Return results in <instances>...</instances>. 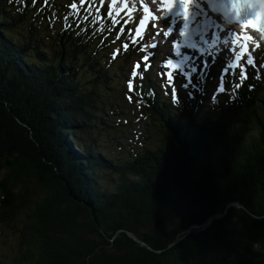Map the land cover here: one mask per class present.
<instances>
[{
    "label": "trees",
    "instance_id": "16d2710c",
    "mask_svg": "<svg viewBox=\"0 0 264 264\" xmlns=\"http://www.w3.org/2000/svg\"><path fill=\"white\" fill-rule=\"evenodd\" d=\"M141 50L79 0H0V264H264V71L164 91Z\"/></svg>",
    "mask_w": 264,
    "mask_h": 264
},
{
    "label": "rangeland",
    "instance_id": "374dc122",
    "mask_svg": "<svg viewBox=\"0 0 264 264\" xmlns=\"http://www.w3.org/2000/svg\"><path fill=\"white\" fill-rule=\"evenodd\" d=\"M90 9H92V10H94V7L93 6H88ZM111 12L114 14V12H113V10H111ZM115 15V14H114ZM116 16V15H115ZM138 36H139V33H138ZM223 38V37H222ZM155 40H157V38H155ZM151 44H152V41H151ZM145 47L146 48H148V50L149 51H147V52H145V57H147V59H145V57L143 58V64L146 66V68H150V70H149V72H150V77H151V79H152V81H154L155 83H157L158 82V80L159 79H166V81L164 82L165 83V85H166V87H168V88H170L171 87V90L173 89L172 88V86H171V83H172V81H173V79H174V77H175V73H177V72H173V70L172 71H170V69H168V67L166 66V63H163V62H160V59L159 58H161L162 57V55L163 54H165V51L167 50L163 45L160 47V49L158 50V52L156 51H153L152 50V48H151V46H146L145 45ZM222 47H225V46H222ZM240 49V48H239ZM261 49V52H260V54H259V50ZM149 52V53H148ZM218 53V52H217ZM251 55L247 58V59H245V60H243L244 61V63H246V65H253V63H254V60L256 59H261V58H263L264 57V45H260V46H258L257 44H252V50H251ZM162 54V55H161ZM148 55H150V56H153L152 57V59H153V61H149V57H148ZM220 55H222V54H220ZM202 58V59H201ZM216 58H218V55L216 56ZM207 60V58L206 57H201L199 54H196V57L193 59V64H196L197 63V66H196V68H198V67H200L199 65H198V63H199V61L200 60ZM211 59H213V57L211 58ZM249 60H251L252 61V63H249ZM185 62V60H183V61H180L179 63L180 64H178L179 65V68H178V72H180L181 70H183L184 71V69H183V63ZM236 64H238V63H236ZM228 65L229 66H227V68H229L230 69V64L228 63ZM131 66H133L132 65V63L131 64H127L126 65V67H123L124 68V72L127 74L128 73V70H130L131 69ZM162 66H163V68H162ZM191 66L193 67V65L191 64ZM203 66L204 67H206V64L205 63H203ZM203 66H201V67H203ZM263 67V65H261L260 66V68H262ZM193 69H195V68H193ZM134 70H136V69H134ZM196 70V69H195ZM185 72V75H188L187 74V71H184ZM193 74H190V78H191V76H192ZM169 76H171L172 77V79H169ZM181 78H184V77H179V79L180 80H182ZM183 82H184V80H183ZM164 86V85H163ZM101 142L103 143V145H104V147L105 148H109V145L108 144H106V143H104V141L103 140H101ZM116 146H117V143H116ZM118 147V146H117ZM113 150H114V147H113ZM250 216H252V217H255L253 214L251 215L250 214ZM211 219V218H210ZM209 219V220H210ZM209 222V221H208ZM206 229V228H205ZM190 232L191 231H186V233L184 234V236L183 237H180L181 238V240L180 241H182L188 234H190ZM180 241L177 243V244H179L180 243ZM175 242V241H174ZM173 242V243H174ZM172 243V244H173ZM177 244H175L174 246H172L170 249H172L173 247H175Z\"/></svg>",
    "mask_w": 264,
    "mask_h": 264
},
{
    "label": "bare ground",
    "instance_id": "6f19581e",
    "mask_svg": "<svg viewBox=\"0 0 264 264\" xmlns=\"http://www.w3.org/2000/svg\"><path fill=\"white\" fill-rule=\"evenodd\" d=\"M153 11H157V8H154V9H152ZM121 11H125V9H123V10H121ZM131 11H134L133 9H131ZM205 13V15L203 16L206 20H207V27L208 28H210L213 32H214V36H219L220 38H226V39H228V36L226 35L227 34V32H226V29L225 28H223V27H220V25H219V23H218V21H217V19L213 16V17H210V12L209 11H203V14ZM211 18V19H210ZM232 36L235 38L234 40H236L238 43L239 42H241V44L239 45L240 46V49H243L245 46V39H244V36L245 35H243V34H240V33H238V31H237V29L235 30V31H233L232 33ZM229 41V40H228ZM227 43H225V45H226ZM221 46H224V44H221ZM225 48V47H224ZM199 51H201V52H204L205 53V55H207V53L208 52H215V51H213L212 49H204V48H202L201 50H199ZM215 53H217V52H215ZM218 54V57H219V55H220V53H217ZM153 57V56H152ZM261 59H263V61H264V58H261ZM260 59V60H261ZM206 60V59H205ZM239 59H234V61H238ZM259 59H257L256 61H254V63H258L259 64V61H260ZM202 64H203V62L202 61H199V63H198V65L199 66H202ZM192 68H195L196 69V67L195 66H193ZM251 80V79H250Z\"/></svg>",
    "mask_w": 264,
    "mask_h": 264
},
{
    "label": "snow or ice",
    "instance_id": "6c2138e0",
    "mask_svg": "<svg viewBox=\"0 0 264 264\" xmlns=\"http://www.w3.org/2000/svg\"><path fill=\"white\" fill-rule=\"evenodd\" d=\"M188 2H189V0H182V3L184 4V7H185V15H186V16H187V4H188ZM72 7L75 8L76 5L73 4ZM253 15H254V13H253ZM162 18H163V16L159 17L160 20H161ZM170 31H171V29L169 28V31H165V32H163V33H162V36H163V37H168L169 34H170ZM155 35H156V36H161V33H156ZM180 35L183 36L184 33L181 31V32H180ZM167 42H168V41L166 40V43H167ZM173 43H174V42H173ZM126 47H127V45H125V48H126ZM151 47H152L153 49H155V48H158V45H157V44H153ZM173 55H175V53H173ZM145 59H147V57H145ZM249 63H252V61L249 60ZM162 68H163V66H162ZM178 74L183 75L185 81H190V74L185 75V72H184L183 70H181ZM132 75H133V77H135L136 73L133 72ZM169 79H172V77L169 76ZM131 87H132V85H131V83H129V88H131Z\"/></svg>",
    "mask_w": 264,
    "mask_h": 264
},
{
    "label": "water",
    "instance_id": "95a60500",
    "mask_svg": "<svg viewBox=\"0 0 264 264\" xmlns=\"http://www.w3.org/2000/svg\"><path fill=\"white\" fill-rule=\"evenodd\" d=\"M233 205L236 206V207H239V208H241V209H244L245 211L248 212V214H251V215H252V213H251L250 211H248L244 206L240 205L239 203H234V204H231L230 206H233ZM225 215H226V212L223 213V214H218V215H216V216H213V217L209 220V222H208L206 225L203 226V228H208L210 225L213 224V222H214L217 218H222V217H224ZM253 215H254V214H253ZM254 216H255V215H254ZM189 231H190V230H189ZM133 238H134L137 242H139L141 245H145L143 242L139 241L135 236H133ZM180 240H181V238L176 239L175 242H174L173 244H171L170 246H168L167 250L170 249V248H171L172 246H174L175 244H177Z\"/></svg>",
    "mask_w": 264,
    "mask_h": 264
}]
</instances>
